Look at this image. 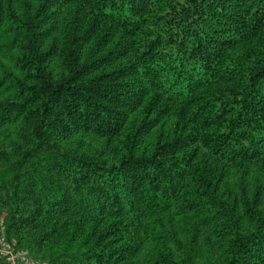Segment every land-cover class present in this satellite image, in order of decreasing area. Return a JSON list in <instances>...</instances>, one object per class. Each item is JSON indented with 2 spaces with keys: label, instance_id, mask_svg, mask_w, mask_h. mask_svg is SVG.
I'll use <instances>...</instances> for the list:
<instances>
[{
  "label": "trees",
  "instance_id": "16d2710c",
  "mask_svg": "<svg viewBox=\"0 0 264 264\" xmlns=\"http://www.w3.org/2000/svg\"><path fill=\"white\" fill-rule=\"evenodd\" d=\"M0 208L49 264H264V0H0Z\"/></svg>",
  "mask_w": 264,
  "mask_h": 264
},
{
  "label": "built area",
  "instance_id": "2783aa9c",
  "mask_svg": "<svg viewBox=\"0 0 264 264\" xmlns=\"http://www.w3.org/2000/svg\"><path fill=\"white\" fill-rule=\"evenodd\" d=\"M4 214L0 213V257H3L7 264H48L42 258L30 254L26 248L18 247L15 239L6 237Z\"/></svg>",
  "mask_w": 264,
  "mask_h": 264
},
{
  "label": "rangeland",
  "instance_id": "374dc122",
  "mask_svg": "<svg viewBox=\"0 0 264 264\" xmlns=\"http://www.w3.org/2000/svg\"><path fill=\"white\" fill-rule=\"evenodd\" d=\"M2 212H4V211H2V209L0 208V213H2ZM5 213V212H4ZM3 223H4V220H3ZM5 233V232H4ZM5 235H6V233H5ZM7 237V236H6ZM8 238V237H7ZM36 257H40V258H42L41 256H39V255H36ZM43 260H45L48 264H49V262H48V260H47V258H42ZM7 264V262H6V260L3 258V257H0V264Z\"/></svg>",
  "mask_w": 264,
  "mask_h": 264
}]
</instances>
